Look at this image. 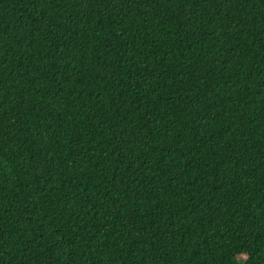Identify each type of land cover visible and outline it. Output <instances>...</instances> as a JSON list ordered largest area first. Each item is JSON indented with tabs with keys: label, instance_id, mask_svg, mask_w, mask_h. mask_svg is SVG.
<instances>
[{
	"label": "trees",
	"instance_id": "obj_1",
	"mask_svg": "<svg viewBox=\"0 0 264 264\" xmlns=\"http://www.w3.org/2000/svg\"><path fill=\"white\" fill-rule=\"evenodd\" d=\"M0 264H264V0H0Z\"/></svg>",
	"mask_w": 264,
	"mask_h": 264
}]
</instances>
